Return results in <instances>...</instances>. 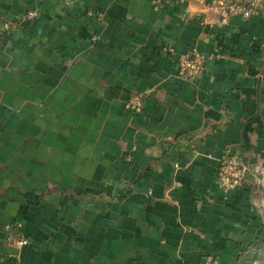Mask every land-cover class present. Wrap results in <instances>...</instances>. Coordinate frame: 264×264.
<instances>
[{"label":"crops","instance_id":"crops-1","mask_svg":"<svg viewBox=\"0 0 264 264\" xmlns=\"http://www.w3.org/2000/svg\"><path fill=\"white\" fill-rule=\"evenodd\" d=\"M226 152L264 165V11L0 0V264H264V193L221 189Z\"/></svg>","mask_w":264,"mask_h":264},{"label":"built area","instance_id":"built-area-1","mask_svg":"<svg viewBox=\"0 0 264 264\" xmlns=\"http://www.w3.org/2000/svg\"><path fill=\"white\" fill-rule=\"evenodd\" d=\"M207 6L217 13L222 22L225 23L232 17L241 16L251 18L258 16L264 11V0H207ZM90 17H96L102 20L103 13L90 10L87 12ZM39 12L37 10L29 11L27 18L29 20L37 19ZM9 25L3 26V31H9ZM98 37L94 36L93 41ZM208 59L206 56L190 51L184 53L178 58L177 76L180 79L193 81L200 77L206 69ZM125 109L130 113L137 115L143 111V99L141 96L131 97L125 103ZM250 179L256 183L264 193V165L258 167L255 171L248 165L244 159L233 157L229 152L224 153L217 175V183L225 193L233 192L243 186ZM19 244L27 246L29 241L22 239ZM202 264H222L214 255L205 257Z\"/></svg>","mask_w":264,"mask_h":264}]
</instances>
